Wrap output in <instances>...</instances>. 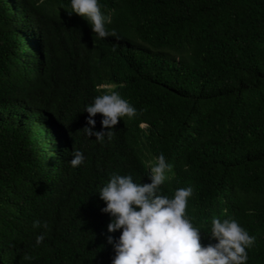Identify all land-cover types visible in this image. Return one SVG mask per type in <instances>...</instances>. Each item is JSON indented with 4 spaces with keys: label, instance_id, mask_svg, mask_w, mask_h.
I'll return each instance as SVG.
<instances>
[{
    "label": "trees",
    "instance_id": "1",
    "mask_svg": "<svg viewBox=\"0 0 264 264\" xmlns=\"http://www.w3.org/2000/svg\"><path fill=\"white\" fill-rule=\"evenodd\" d=\"M98 3L116 37L70 0H0V264H111L121 230L107 232L99 190L113 173L150 183L161 153L162 194L193 188L201 243L231 217L256 237L246 264H264V0ZM112 90L137 115L98 142L84 110Z\"/></svg>",
    "mask_w": 264,
    "mask_h": 264
},
{
    "label": "clouds",
    "instance_id": "2",
    "mask_svg": "<svg viewBox=\"0 0 264 264\" xmlns=\"http://www.w3.org/2000/svg\"><path fill=\"white\" fill-rule=\"evenodd\" d=\"M70 4V13L85 18L99 38L117 36L115 29H108L111 17L101 11L98 0H70ZM84 111L88 113V126L82 130L98 142L112 138V128L121 118L137 115V109L114 90L94 97ZM97 114L102 115L101 125L108 131H93L96 123L93 117ZM72 157L69 163L74 168L85 161L79 150ZM171 171L172 165L161 153L147 174L150 183H136L131 175L113 173L99 190V197L106 205L100 211L111 217L107 232L121 230L118 239L106 237L115 253L111 264H246L247 249L254 246L256 237L231 217L223 220L213 217L208 236L216 243L203 245L201 229L194 227L186 216L193 188H178L171 197L162 194L166 173ZM47 227V222L33 221V228L46 230ZM46 234L45 231L36 236L37 245ZM24 259L33 257L26 254Z\"/></svg>",
    "mask_w": 264,
    "mask_h": 264
},
{
    "label": "rangeland",
    "instance_id": "3",
    "mask_svg": "<svg viewBox=\"0 0 264 264\" xmlns=\"http://www.w3.org/2000/svg\"><path fill=\"white\" fill-rule=\"evenodd\" d=\"M142 126V125H141Z\"/></svg>",
    "mask_w": 264,
    "mask_h": 264
}]
</instances>
